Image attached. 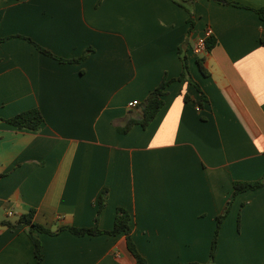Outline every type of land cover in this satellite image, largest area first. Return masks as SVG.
I'll return each mask as SVG.
<instances>
[{
	"label": "crops",
	"instance_id": "crops-1",
	"mask_svg": "<svg viewBox=\"0 0 264 264\" xmlns=\"http://www.w3.org/2000/svg\"><path fill=\"white\" fill-rule=\"evenodd\" d=\"M229 1L195 0L192 25L174 0H0V221L35 208L52 229L92 226L107 188L99 227L127 208L147 264H211L234 182L264 176V0ZM208 27L218 42L198 55ZM20 35L67 59L93 50L63 62ZM182 50L208 100L175 79L146 127L120 132L165 75H181ZM34 107L37 131L2 120ZM34 235L43 264H142L124 232ZM215 261L264 264V186L233 200ZM0 264H39L26 228L0 224Z\"/></svg>",
	"mask_w": 264,
	"mask_h": 264
},
{
	"label": "trees",
	"instance_id": "trees-1",
	"mask_svg": "<svg viewBox=\"0 0 264 264\" xmlns=\"http://www.w3.org/2000/svg\"><path fill=\"white\" fill-rule=\"evenodd\" d=\"M174 1L180 4L181 6L185 7L189 11L190 20L193 25V3L195 0H174ZM223 1L227 3L238 4L237 2H232L229 0H223ZM256 11L259 13L260 17L264 19V7L258 8L256 9ZM20 36L27 38L31 42L35 43V41H33V39L30 37H26L23 35H20ZM206 42H207V50L210 51L217 44L218 40L213 34H211L210 36H208ZM35 44L41 52L47 55L53 56L55 58H58L59 60L63 62H73V61L83 60L93 50L92 48H88L81 57L67 59L63 57H58L54 53H52L49 49L37 43ZM181 57L183 60V71L181 75L178 78H168L167 75H165L162 82L148 95L145 101L143 117L141 119L131 118L124 126H117L120 132L122 133L127 132L130 129V127L135 123H141L144 127H146L151 122V120L155 117L159 109L162 107L164 103L163 96L167 92L166 88L175 79L186 80L189 83L194 84L199 89L202 95L201 99L198 101V105L200 107L204 105V102L208 100V97L202 90L200 84L192 77L190 67H189L188 56L184 50L181 51ZM204 59H205V56L199 57L198 62H199L202 73L206 75L208 72L204 65ZM189 98H190V95L185 94V99L188 100ZM2 120L18 128H25V129L37 131L41 128V124L44 122L45 118H44L42 111L39 108L34 107V108L21 111L15 114L14 116H11L8 118H2ZM262 186H264V176L261 179H258L255 181L236 180L234 182V191L231 194V197L226 207L218 216L217 227L214 233L212 247L210 251V263L211 264H218L215 261V255H216V246H217L219 230H220L222 221L224 220V218L227 216V214L230 211L233 200L239 193L243 191H246L249 189H257ZM108 192H109L108 189L105 188L99 197V211L95 218V224L92 226H75V225H70V224H63V225L58 226L56 229H52L34 220V216L36 212L35 208H32L27 213H24L23 215H21L20 218L16 221L5 219V220L0 221V224L6 225V226H12V227H23L27 229L30 237L32 238L34 242L35 253H36V257L38 259L39 264H43L44 258H43V252H42V242L38 237L34 235V232L36 230L41 231V232H46L49 234H57L63 230H69L77 235H85V234L95 235V234H101V233L119 234L121 232H124L126 234L127 247L129 251L135 256V258L139 262H141L142 264H147L146 259L139 252L135 244V241L132 237V226H131L132 215L127 208L123 206H119L117 208L115 224L112 229L110 230L101 229L99 227L98 223L100 219V212L107 204ZM187 264H196V263H187Z\"/></svg>",
	"mask_w": 264,
	"mask_h": 264
},
{
	"label": "built area",
	"instance_id": "built-area-1",
	"mask_svg": "<svg viewBox=\"0 0 264 264\" xmlns=\"http://www.w3.org/2000/svg\"><path fill=\"white\" fill-rule=\"evenodd\" d=\"M213 33V29L211 27H208L205 34L198 37L195 45H194V51L198 55H204L208 50H207V38ZM139 104V101L137 99L132 100L129 102V106H136ZM9 214H12L11 211H9Z\"/></svg>",
	"mask_w": 264,
	"mask_h": 264
},
{
	"label": "water",
	"instance_id": "water-1",
	"mask_svg": "<svg viewBox=\"0 0 264 264\" xmlns=\"http://www.w3.org/2000/svg\"><path fill=\"white\" fill-rule=\"evenodd\" d=\"M144 109V105L141 107V110H143ZM143 113V112H142Z\"/></svg>",
	"mask_w": 264,
	"mask_h": 264
}]
</instances>
